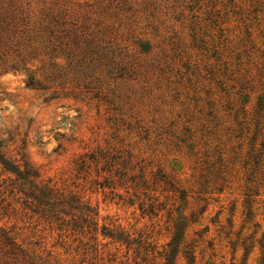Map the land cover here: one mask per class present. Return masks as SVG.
<instances>
[{
    "label": "rangeland",
    "instance_id": "1",
    "mask_svg": "<svg viewBox=\"0 0 264 264\" xmlns=\"http://www.w3.org/2000/svg\"><path fill=\"white\" fill-rule=\"evenodd\" d=\"M256 1L263 5L254 14ZM14 6L2 5L6 19L0 22L6 157L28 167L38 182L77 194L99 228L142 236L155 252L166 248L182 217L181 248L190 246L194 264H264V167L256 181L246 163L253 125L248 134L230 136L237 128L227 104L234 101L232 112L244 107L246 122L255 110L256 79L246 86L243 106L235 94L245 72L246 80L254 76L264 50V0H18ZM57 21L89 36L98 59L84 54L87 44L66 47ZM216 149L227 166L225 182L215 181L209 168ZM99 152L146 176L147 195L162 210L142 215L127 204L132 192L98 189L102 165L77 175L78 158ZM37 223L0 212V228L29 255L80 264L75 244L66 250ZM177 264L186 261L180 256Z\"/></svg>",
    "mask_w": 264,
    "mask_h": 264
},
{
    "label": "trees",
    "instance_id": "2",
    "mask_svg": "<svg viewBox=\"0 0 264 264\" xmlns=\"http://www.w3.org/2000/svg\"><path fill=\"white\" fill-rule=\"evenodd\" d=\"M16 1L18 0H0V22L2 18L6 19L5 16L3 17L2 11L5 10L2 5L7 2L9 9L15 7ZM262 5L263 3L256 1L252 5V7L254 6L252 13L257 14L258 7ZM16 10L14 9V11ZM212 16L218 19V12H215ZM253 20L258 21L256 18ZM216 23L217 20H211L212 25H216ZM57 24V34L60 35L58 38L67 41L66 47L71 44L77 49L79 44L84 43L87 44L83 51L84 54L93 57L100 55L99 50L94 52L95 47L90 50V46L93 44L89 36L87 37L77 29H66L65 23H58L57 21ZM244 30L248 34L249 27L246 26ZM262 35L264 36V33ZM199 42H201V39ZM212 48L215 49L216 46ZM140 50L141 53H148L146 47H141ZM218 55V53H215V56ZM221 57L219 55L215 61L222 62ZM103 59H106V57L103 56L101 60ZM235 61L236 66H241L240 57H236ZM222 66L226 72H231L232 65L229 62H223ZM253 69L254 76L246 80L245 77L249 75V72H245L244 82L237 84L239 90L235 94L239 102H242H238V105L243 106V101L248 99L246 91L249 87L246 86L252 85L256 79L255 86H257L259 94L252 117L246 122L244 107L232 112L234 101L228 102L231 100L228 94L226 99L237 128V130H228L231 131L230 136H234L236 139L239 138L237 136L239 132L246 131L248 134L250 126L253 125L254 137L248 146L246 163L251 166V169L248 170L251 173L250 175H253V178L257 181L258 175L259 173L262 174L261 170L264 167V50L259 52V62L253 64ZM209 105L211 110L215 108L214 103ZM210 115H212V112H210ZM240 115L243 117L242 120L238 121ZM258 139L259 144H256ZM3 144L4 141L0 138V166L1 175L4 177L0 179V212L6 214L10 211L13 214H21V216H28L29 220L35 218V222H38L37 225L43 224L47 226L50 233L57 235L58 242L62 247H67L66 250L72 245H76L74 252H79L81 255L80 264H177L180 256L185 259L186 264H194V252L190 246L186 245L181 248L185 244L186 219L180 217L174 222L170 242L162 252H155V247L147 243V240H143L142 236L135 238L133 234L114 226L99 228L96 214L82 202L77 194L60 192L53 186L38 182L37 176L28 167L18 164L11 157H6V154L2 152L6 149ZM215 153L218 157L214 163L210 164L209 168L215 173V181L225 182L227 166L222 157L223 153L220 149H216ZM93 164L97 167L102 165L99 173L103 176H99L102 177V182L97 183L98 189L115 191L120 188L125 191V195L132 192L127 204L130 207L136 206L142 215L162 210V205L157 204L155 199H151L147 195L149 187L146 176L143 174L133 175V168L127 169V163L124 161L119 162L118 157H109L106 153L101 152L95 156H89L87 161L84 160V157H80L75 163L76 174H81L84 169L89 170ZM215 181L213 183H216ZM109 247H112L114 251L106 250ZM122 250L123 252H121ZM157 260L159 261L157 262ZM0 264L48 263L29 255L15 242L10 231L0 228Z\"/></svg>",
    "mask_w": 264,
    "mask_h": 264
}]
</instances>
